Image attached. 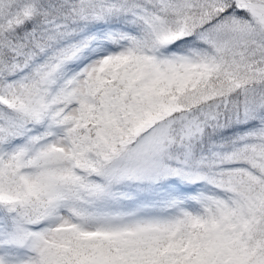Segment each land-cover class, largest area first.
Instances as JSON below:
<instances>
[{
	"label": "snow or ice",
	"instance_id": "6c2138e0",
	"mask_svg": "<svg viewBox=\"0 0 264 264\" xmlns=\"http://www.w3.org/2000/svg\"><path fill=\"white\" fill-rule=\"evenodd\" d=\"M0 264H264V0H0Z\"/></svg>",
	"mask_w": 264,
	"mask_h": 264
}]
</instances>
